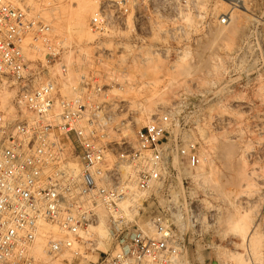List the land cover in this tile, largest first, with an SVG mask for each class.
<instances>
[{
	"label": "built area",
	"instance_id": "obj_1",
	"mask_svg": "<svg viewBox=\"0 0 264 264\" xmlns=\"http://www.w3.org/2000/svg\"><path fill=\"white\" fill-rule=\"evenodd\" d=\"M247 1L224 0L227 7L215 17L207 11L212 0H107L91 24L101 34L127 33L129 43L119 54L126 66L144 65L150 54L167 55L171 47L147 43L149 34L165 35L168 45L192 40L201 27L210 34L213 18L229 25ZM254 19L245 44L215 58L226 65L233 85L232 77L247 73L244 65L264 74L258 37L264 22ZM48 31L27 8L0 0V89L14 90L0 99V264H234L203 259L201 250L188 255L194 242H205L202 251L224 248L222 203L208 198V189L207 204L195 195L174 199L165 192L180 169L202 163L200 143L184 122L191 106L179 100L133 126V118H123L128 102L113 93L125 91L129 80L117 63L105 83L100 73H80L71 84L63 65L70 87L64 94L61 76L35 58L41 39L45 57L63 50L47 40ZM107 49L99 54L102 61L113 57ZM253 88L256 95L259 85ZM126 128L133 136H123ZM161 198L166 201L156 208ZM102 222L104 237L97 231ZM39 242L42 256L35 253ZM90 252L96 260L89 259Z\"/></svg>",
	"mask_w": 264,
	"mask_h": 264
},
{
	"label": "rangeland",
	"instance_id": "obj_2",
	"mask_svg": "<svg viewBox=\"0 0 264 264\" xmlns=\"http://www.w3.org/2000/svg\"><path fill=\"white\" fill-rule=\"evenodd\" d=\"M4 1L27 8L31 17L49 26L47 40L63 47L55 58L45 57L46 42L41 39L38 44L42 51L35 58L51 68V75L61 76L58 78L59 88L64 94L69 93L70 87L64 81L63 65L67 67L71 84L76 82L80 73L93 76L100 73L104 79L102 83H105L109 76L107 72L113 63H117V69L127 72L129 80L125 91L115 90L113 93H119L128 102V112L123 118H133V126L146 124L153 115L179 100L191 106L184 115V122L187 128H191L188 130L190 136L200 143L202 163L196 169H180L165 184V192L172 194L174 190L182 197L195 195L206 204L208 198L220 201L224 212L222 237L227 241L220 253L202 251L205 242H194L189 244L188 255L193 256L196 250H201L203 259L211 256L236 262L227 258L225 252L228 251L243 254L249 258V264H264V74L259 75L244 65L241 70L247 75L239 73L232 77L233 85L225 76L226 65L215 60L217 55H228L245 44L254 18L264 22V0H248V12L237 10L229 25H219L213 18L210 34L204 33L201 27L200 34L192 40L180 38L168 45L165 35L149 34L147 43L160 42L167 49L171 46L170 51L161 56L150 54L147 64L131 66H126L124 57L119 54L124 44L129 43V35L124 32L101 34L91 24V18L107 0H97L96 11L94 0ZM223 1L212 0L207 11L218 16L227 7ZM78 17L82 19L79 26ZM258 35L264 53V24ZM107 48L113 50V57L102 61L99 54L108 52ZM47 60H50L49 64ZM254 85H259L256 95ZM229 86L236 88L234 94L228 93ZM13 91L12 88L0 89V99L6 101ZM122 134L131 137L133 131L126 128ZM223 145L231 147L226 157L219 150ZM205 189L209 190L207 193L210 192L211 197L203 195ZM165 201L166 198H161L154 206L157 208ZM240 217L246 224H241ZM234 219L239 221L237 225H243V231L239 230L240 225H235ZM233 225L245 236L235 235ZM93 258L97 259L95 253L90 252L89 259Z\"/></svg>",
	"mask_w": 264,
	"mask_h": 264
},
{
	"label": "bare ground",
	"instance_id": "obj_3",
	"mask_svg": "<svg viewBox=\"0 0 264 264\" xmlns=\"http://www.w3.org/2000/svg\"><path fill=\"white\" fill-rule=\"evenodd\" d=\"M110 1H115V0H110ZM94 2H95V7H94V10L96 11L97 10V7H98V4H99V1H97V0H94ZM241 11L242 12H244V13H247L248 12V10H247V8H245V7H243L242 9H241ZM81 23H82V19H81V17H78V19H77V24H78V26L79 25H81ZM232 23V22H231ZM128 129V128H127ZM129 133H131V131L129 132ZM125 136L127 137L128 136V134H125ZM224 136V135H223ZM129 137V136H128ZM226 143V142H225ZM225 143H221V145L222 144H225ZM226 145H228V144H226ZM226 145H223L222 147H221V149H219L220 151H221V155H224V157H226L229 153H230V151H231V147L230 146H226ZM233 152V151H232ZM220 155V156H221ZM223 157V158H224ZM229 157V156H228ZM222 159V158H221ZM223 160H225V159H223ZM228 163V162H227ZM232 182V181H231ZM230 182V183H231ZM227 183H228V181H227ZM231 184H233V183H231ZM178 196H181V194L180 193H176L174 190H173V192H172V197L175 199V198H177ZM234 220H236L235 221V225H237V222H239L240 220H241V217L239 218V221H237V219H234ZM232 221V220H231ZM241 221H243V220H241ZM242 223H244V224H246L245 223V221H243V222H241V224ZM240 223L238 224V225H240V231L242 230L241 228V226H243V225H241ZM237 225V226H238ZM233 228V231L235 232V235H238V236H240L241 237V235L244 233H240V231L236 228V229H234V225L232 226ZM236 227V226H235ZM244 228V227H243ZM97 231L99 232V234H100V236H102V237H104V236H106V234H107V228H106V225H104V223L102 222V224L97 228ZM243 231V230H242ZM255 233V232H254ZM243 236H245V234L244 235H242V237ZM250 236V235H249ZM247 237H248V235H247ZM253 237V236H252ZM243 240H245V237H244V239ZM253 241V240H252ZM254 243V242H253ZM36 251H37V253H42L43 254V250H44V244H43V242H39L37 245H36ZM104 247V246H103ZM107 249V246L106 247H104V250H106ZM254 252V251H253ZM252 253V252H251ZM225 255L227 256V258H231V259H234L236 262H234L235 264H249V258H246V257H244V255L242 254H240V253H229L228 251H226L225 252ZM257 255V254H256ZM259 262V261H258Z\"/></svg>",
	"mask_w": 264,
	"mask_h": 264
}]
</instances>
